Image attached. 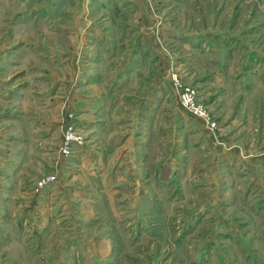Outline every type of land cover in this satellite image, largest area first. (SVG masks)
Masks as SVG:
<instances>
[{"label": "rangeland", "instance_id": "obj_1", "mask_svg": "<svg viewBox=\"0 0 264 264\" xmlns=\"http://www.w3.org/2000/svg\"><path fill=\"white\" fill-rule=\"evenodd\" d=\"M0 264H264V0H0Z\"/></svg>", "mask_w": 264, "mask_h": 264}, {"label": "built area", "instance_id": "obj_2", "mask_svg": "<svg viewBox=\"0 0 264 264\" xmlns=\"http://www.w3.org/2000/svg\"><path fill=\"white\" fill-rule=\"evenodd\" d=\"M180 102L181 104L186 107V109H189L190 111H192L196 116H199L200 118H202L207 124H209L208 122V115L205 113L204 109H201L200 107L195 106L192 103V99L191 97L187 94L184 93L182 94V96L180 97ZM214 126V124H210V127ZM78 140V137L74 134V132L69 131L67 132L65 139L61 145V151L63 154H70L71 152V147L72 144L74 142H76Z\"/></svg>", "mask_w": 264, "mask_h": 264}]
</instances>
